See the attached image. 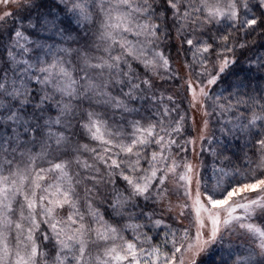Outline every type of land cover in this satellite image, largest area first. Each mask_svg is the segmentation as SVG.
Wrapping results in <instances>:
<instances>
[{
  "label": "snow or ice",
  "instance_id": "obj_1",
  "mask_svg": "<svg viewBox=\"0 0 264 264\" xmlns=\"http://www.w3.org/2000/svg\"><path fill=\"white\" fill-rule=\"evenodd\" d=\"M9 5L27 13L24 19L31 35H25L23 25L10 29L15 37L8 51L12 75L0 70V264H49L48 243L56 253L51 264H141V260L198 264L197 257L224 248L226 238L237 231L252 240L247 255L235 256L225 249L227 258L221 256L217 264H264V225L254 223L264 218V178L242 176L239 171L229 174L221 168L202 182L199 166L186 160L184 153H196L197 141L206 138L207 120L201 136L177 143L173 137L183 133L187 114L181 113L172 96L155 91L156 81L164 79L159 70L170 69L160 46L175 36L176 47L188 46L194 61L187 66L194 78H185L188 106L206 116L212 114L209 107L221 115L233 113L234 119L219 129L224 141L234 129L245 127L241 120L249 128L264 122V87L259 84L264 79V56H253L234 71L239 64L236 52L249 47L247 38L258 35L264 41V0H56L57 10L36 15L35 22L36 0H0V26L13 15ZM64 44L78 47H61ZM18 55L28 58L18 60ZM33 55L35 63L30 62ZM226 75L237 78L224 89L230 94L224 107L219 103L223 92L217 96L210 89L218 88ZM168 78H173L171 72ZM33 82L39 87H32ZM165 99L171 107L163 103ZM82 104L93 110L81 109ZM249 104L260 114L244 117L234 111ZM95 108L109 109L112 115ZM77 111L86 117L80 126L98 147L73 146L65 135ZM173 115L174 122L163 123L162 117ZM57 126L63 131H54ZM256 144L264 153V138ZM34 147L39 151L33 152ZM223 147L226 151L227 144ZM81 152L90 154L92 162L82 160ZM49 174L54 179H47ZM117 179L125 183L127 195L113 192L114 200L106 207L120 216L125 206L139 208V201L153 207L164 203L170 212V196L183 201L172 217L180 224L176 229L162 219L153 220L151 213H139L153 228L168 229L162 244L170 245L171 254L161 256L147 237L143 242L138 237L126 241L93 206L94 200L101 203L95 198L102 186L114 188ZM247 179L252 182H243ZM78 189H83V196ZM81 202L99 227L85 222ZM181 217L189 220L187 226ZM92 248L103 251L92 256Z\"/></svg>",
  "mask_w": 264,
  "mask_h": 264
},
{
  "label": "trees",
  "instance_id": "obj_2",
  "mask_svg": "<svg viewBox=\"0 0 264 264\" xmlns=\"http://www.w3.org/2000/svg\"><path fill=\"white\" fill-rule=\"evenodd\" d=\"M36 4V11L32 14L33 22H35L36 15L45 14L49 11L57 10L56 0H36ZM26 15L27 13L25 11L15 10L13 12V15L7 20V22L0 26V56L3 60V65L0 67V70L9 72V75H12V73L9 70L10 61L8 58V51H11L13 49V46L11 48V43H13V40L15 38L10 35V29L16 28L17 30H19L20 25H23L24 32L30 33V31L27 29L28 21L24 19ZM223 26L226 27V25ZM228 31H231V29H228ZM211 34H216L215 28L212 30ZM76 35V32L72 33V37H76ZM197 35H199V33H197ZM204 38L207 39V37ZM247 39L249 47L242 51L236 52V59L239 61V64H237L236 68L234 69V71L236 72H239L240 68L242 66H245L253 56H264V46H262V44H264V41H262L258 35L250 36ZM176 44L177 39L175 36H173L169 40L164 41V43L161 44L159 50L163 51L170 60H173L177 53L182 52L184 62H186L188 65L192 64L194 61L192 53L189 51L188 46H183L180 49L176 47ZM66 46H76V44H66ZM212 63V59H209V70H211L212 68ZM133 67H136V65L134 64ZM138 71L140 72L141 76H143V69L140 68L138 69ZM241 77H243V73H241ZM236 78L237 77L235 75H226L222 78V83L218 88L212 87L210 89V91L215 93L217 96H220V93L223 92V96H220L219 103L224 105V107H227L225 97H228L230 95L228 92L224 91V89L227 87L228 83L235 80ZM176 81H178L177 78ZM162 83L168 85L171 82L168 79H164L162 80ZM259 84L264 87V79L260 80ZM31 86L34 88L39 87V85H36L34 82ZM256 87L257 81L254 80L252 88L255 89ZM241 91L251 92V89H244ZM113 94L118 95V92H114ZM185 95V91H181L179 94H177L176 97H174L181 110V113L187 114L184 121L183 133L180 137H173L177 140V143H183L184 138H190L192 136L191 123L188 119V116H190V107L188 106V101L185 98ZM244 98L247 99V97ZM163 103L166 106L171 107L167 99H165ZM231 103L235 104L236 102L233 100L231 101ZM261 103H264V101H262ZM136 106L140 105L137 104ZM148 106L149 105L147 104L144 105L145 108H147ZM81 109L93 110L89 107L88 104H83V107ZM28 110L31 111V107H29ZM94 110L102 113L106 112L108 113V115H112L111 111L106 108H95ZM234 111H238L241 116L244 117H251L253 112L257 114H260L261 112L259 108H254L251 104L240 105L237 109H234ZM208 112L212 113L211 115H209L211 121V131L209 136L205 139L202 150L200 152L202 182L207 181L210 175L221 168L227 171L229 174L235 171H239L242 176L249 175L250 177H255L257 179L264 178V153L260 151L259 147L256 144L257 140L264 138V122L257 121L254 127L249 128L247 127L248 122L246 120H241L239 121V123L243 124L245 127L242 130L234 129V134L230 135L227 141H224L219 129L227 122L228 119H234L233 113L225 112L223 115H221V112L219 110L213 112V109L211 107L208 108ZM50 114L56 115V111L51 110ZM162 119L164 124H169L170 122H174L176 118L175 115H173L170 119H164L163 117ZM84 120H86V117L83 116L82 111H78L75 115V118L71 120L72 129L67 132V135L70 137V142H73V146L88 145V147L90 148L95 143L90 140L86 131L80 126L84 124ZM109 123H112V121H109ZM229 127H232V125H229ZM39 138V134H37V139ZM225 143L227 144L226 151L223 147ZM95 147L98 146L95 145ZM185 147L187 148V145ZM158 150L159 149L156 147L152 148V151L157 152ZM173 152H175V149H173ZM82 153L85 155L87 154L84 152ZM187 156L188 151L184 153V157ZM70 158L71 156L64 157V159ZM218 159L219 163L217 162ZM141 164L142 166L147 167V165L143 164V161H141ZM213 179H215V177H213ZM224 179L225 181H227L228 177H225ZM243 182L250 183L252 182V180L247 179ZM85 187H91V185H85ZM125 188V183L119 179H117L114 188L102 186L101 195L95 198L100 200L101 203L97 204L94 200L93 206L99 208V211L103 214V219L106 222H109L117 227V229L120 231V234H122L126 241L135 242V238L137 237L135 233L137 232L140 238L142 237V240H145L146 237L150 238V244L159 247L161 256H163L164 254H171L170 245L164 246L162 244L163 235L168 231V229L164 228L163 231H161L159 228H153L151 223L145 218V216L139 214L142 211L145 213H151L152 219L157 220V218L161 216V211L158 207V204L153 207L145 204L143 201H139V208H131L130 205L125 206V208L123 209V216L113 213L110 208L106 207V205L110 204L114 200V196L112 195L113 192H120L127 195ZM79 191L81 192V196H83V189H79ZM129 216H131V219L129 218ZM136 225H142L143 227L137 228L135 227ZM48 245L50 246V248L47 250V252L49 254V259H51L52 257H54L55 251L50 243H48ZM144 245L145 248L149 247L148 243H145ZM137 246L140 248V244H137ZM232 254L238 256L234 252H232ZM221 256L227 258V252L222 251L221 249H214L209 255L200 260L198 264H200V262H202V264H217ZM141 264H144L143 260H141Z\"/></svg>",
  "mask_w": 264,
  "mask_h": 264
},
{
  "label": "rangeland",
  "instance_id": "obj_3",
  "mask_svg": "<svg viewBox=\"0 0 264 264\" xmlns=\"http://www.w3.org/2000/svg\"><path fill=\"white\" fill-rule=\"evenodd\" d=\"M9 8L11 9L12 12H14L15 10H17V8H16L15 5H9ZM2 11H3V8H2V6H0V13H2ZM5 28H7V27H5ZM25 35H30V33H25ZM50 43H51V41H50ZM12 46H13V43H11V48H12ZM61 47L76 48L78 46L77 45L76 46H66V44H64ZM180 49H181V47H180ZM97 55H99V53H97ZM22 58H25L26 59L28 57L26 55H24V56L18 55L17 56V59L18 60L19 59H22ZM169 61H170V69H168V70L160 69L159 70V73H160V76L164 77V79H168L171 83H169L168 85H165V84L162 83V80H157L156 81L155 91L161 93V95H163L165 98L167 96H172L174 98L181 91H185V82H186L185 78L186 77H189V76H192V78H194V76L189 71V69L187 67L188 64L186 62H184L182 52L181 53H177L176 56H175V58L173 60H170L169 59ZM30 62H32V63H35L36 62L35 55H33L31 57ZM73 63H75V60L73 61ZM2 65H3V60H2V58L0 56V67ZM13 67H15V65H13ZM169 72H171L172 77H173L171 79L168 78V73ZM176 78L178 79V81H176ZM206 90H209V89H206ZM79 107L82 108L83 107V104L82 105H79ZM137 107H140V106H137ZM77 112H76V114H77ZM50 115L55 116V114H50ZM190 116L194 118V120H190L191 128H192V136L190 138H192L193 136L199 137V136L202 135V133H201V125H202L203 121H205V120H207L208 126H207L206 132L203 133V135L207 138L209 136V134H210V131H211L210 116L209 115L208 116L204 115L203 110L194 111L191 108H190ZM84 123H86V120H84ZM142 123H144V122L142 121ZM71 125H72V122H71ZM71 129H72V126H71ZM54 131H63V128L60 127V126H57V128H55ZM161 134H163V133H161ZM65 135H67V133H65ZM205 139L202 140V141L201 140H198L197 141V144H196V153L195 154H192L190 152V155H189V151H188V156L187 157H184L186 160L191 161L194 164H196V165L199 166V174H200V176H201L200 152L202 150L203 143H204ZM72 143L73 142H71V144ZM94 143L95 144L93 146H91L90 148H95V145L98 146V143L97 142H94ZM38 151H39L38 148H33V152H38ZM157 152H159V150ZM80 158L82 160L87 159L89 161V163L92 162L91 156L88 153L85 155V154H83L81 152L80 153ZM39 166L40 167H48L47 164H40ZM46 178L49 179V180L54 179V177L51 174H49ZM78 191H79V189H78ZM201 191H203L202 188H201ZM169 202L173 205V208H172L171 212L168 211V210H166V205L164 203L158 204V207H159V209L161 211V216L158 217L157 220H161L162 219L165 224L171 225V227L173 229H176L177 227H180V224H177L172 219V217L177 216L178 209L176 208V206L179 205V204H181V203H183V201L180 200V199H178L176 196H170L169 197ZM79 207H80L81 212L84 213V215H85V222L87 224H93L94 226L99 227L98 225H95L94 224V221L92 220V218L89 217L87 211L85 210V207H84L83 202H81V204L79 205ZM67 211H68L67 208L64 209V210H62L60 212V215L61 216H64L67 213ZM194 211L195 210L193 209V213H194ZM185 214H187V213H185ZM180 221H181V224L184 225V226H187L189 224V220L183 219L182 217L180 218ZM254 223L257 224V225H264V218H257L254 221ZM107 224H109L112 227H115L113 224H111L109 222H107ZM115 228H117V227H115ZM135 234L137 235V237L139 238V240L141 242L145 241L144 239L142 240V237L140 238V236H139V234L137 232ZM119 235H122V234H120V231H119ZM45 243H48V242H45ZM117 243H119V241H117ZM251 243H252V240L248 236L242 235L240 231H237V233L235 235H232L231 236V239L230 240H228L226 238L224 248H221V250L222 251H225V249H228V250L236 253L238 256H240L241 254L247 255V252L249 251V245ZM143 246L145 248V245H143ZM49 248H50V246L48 245V247L46 248V251ZM137 249L139 250V247L138 246H137ZM145 249H147V248H145ZM213 250L214 249H210L207 253H204L201 256L197 257V262H199L200 260H202L207 255H209ZM102 251H103L102 248H92L91 249V255L92 256H97ZM55 254L56 253H54V256H55ZM121 254H123V253H121ZM184 258H185V261L187 262L189 260V255L187 253H185V257ZM49 262H50L49 264H51V259H49ZM121 264H127V262H121Z\"/></svg>",
  "mask_w": 264,
  "mask_h": 264
}]
</instances>
